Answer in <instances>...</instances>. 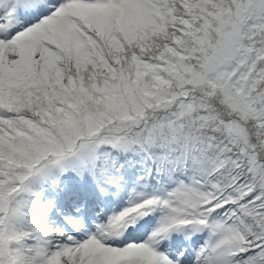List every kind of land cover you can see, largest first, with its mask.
I'll return each instance as SVG.
<instances>
[{
    "label": "snow or ice",
    "instance_id": "obj_1",
    "mask_svg": "<svg viewBox=\"0 0 264 264\" xmlns=\"http://www.w3.org/2000/svg\"><path fill=\"white\" fill-rule=\"evenodd\" d=\"M0 264H264V0H0Z\"/></svg>",
    "mask_w": 264,
    "mask_h": 264
}]
</instances>
